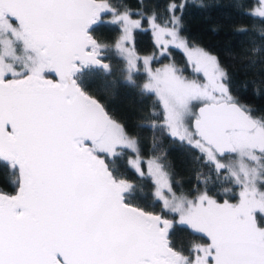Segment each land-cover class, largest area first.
Segmentation results:
<instances>
[{
  "label": "snow or ice",
  "instance_id": "6c2138e0",
  "mask_svg": "<svg viewBox=\"0 0 264 264\" xmlns=\"http://www.w3.org/2000/svg\"><path fill=\"white\" fill-rule=\"evenodd\" d=\"M185 7L172 0L166 15L133 19L111 0H0V162L16 188L0 191V264H264V115L240 103L215 55L181 34ZM105 13L120 29L113 44L93 35ZM249 15L264 21V0ZM143 20L158 55L127 46ZM172 49L185 68L153 67ZM109 53L125 62L128 83L146 77L141 93L163 109L151 128L199 151L204 190L177 191L160 157L146 173L138 138L86 91L88 75L111 74ZM126 155L151 179L159 212L133 203L137 185L117 163ZM217 182L225 194L238 187V202H220L208 188ZM177 224L206 242L177 248Z\"/></svg>",
  "mask_w": 264,
  "mask_h": 264
},
{
  "label": "trees",
  "instance_id": "16d2710c",
  "mask_svg": "<svg viewBox=\"0 0 264 264\" xmlns=\"http://www.w3.org/2000/svg\"><path fill=\"white\" fill-rule=\"evenodd\" d=\"M172 0H111L116 6L130 9L135 15L138 12L150 14L157 11L166 15L165 9ZM184 3L182 19V35L190 44L196 45L215 55L226 69L233 86V94L240 103L253 110L256 116L264 115V21L249 15L257 0H175ZM103 15V23L94 26L93 35L104 43L112 44L119 33V26L110 24ZM177 15H180L177 12ZM140 17V16H139ZM145 21V20H143ZM142 21V22H143ZM246 29L247 31H241ZM132 47L140 55L154 51L147 28L135 29L132 36ZM172 60L185 66L184 56L178 49L171 50ZM164 60V59H162ZM112 65L110 75L93 73L84 79L86 91L100 100L108 114L123 124L126 129L140 141L141 154L144 157H160L165 165L177 191L195 192L197 186L204 190V185L197 181L198 173H208L203 161H197L200 156L198 150L191 148L187 142L172 138L158 129L153 130L151 123H161L163 109L156 97L141 93V75L134 74L135 85L126 80V73L122 59L109 53ZM119 170L137 185L133 203L149 210L160 211L157 202L150 198L149 182L140 178L133 170L127 167L123 158L118 159ZM13 171L0 162V191L11 193L15 185ZM215 179V177H213ZM232 188L225 194L223 187L217 183H209L208 188L217 196L220 202L228 199L236 201L235 192L238 187ZM171 218V217H169ZM172 241L177 248L187 249L193 242L204 243L206 238L193 233L183 225L177 224L172 230Z\"/></svg>",
  "mask_w": 264,
  "mask_h": 264
},
{
  "label": "rangeland",
  "instance_id": "374dc122",
  "mask_svg": "<svg viewBox=\"0 0 264 264\" xmlns=\"http://www.w3.org/2000/svg\"><path fill=\"white\" fill-rule=\"evenodd\" d=\"M257 6H258V0H257V2L251 7V8H249V12H253L256 8H257ZM132 18L133 19H139L140 17L138 16V15H136V13H135V15L133 14V16H132ZM106 19H108V20H111V14H108L107 16H106ZM141 28H147L148 29V32H149V34H150V37H151V40H152V42L154 43V41H153V35H152V31H151V28H150V26H149V24H148V22H147V20H145V21H143L142 22V27ZM134 31V30H133ZM120 35V29H119V33H118V35H117V37ZM132 36H133V34H132ZM116 37V38H117ZM116 38H115V40H116ZM115 40L113 41V43L115 42ZM112 43V44H113ZM192 47H198V46H196V45H193V44H190ZM129 48H133L132 47V43H131V41L129 42V44L127 45ZM198 48H200V47H198ZM154 51H156L157 52V55H158V51L154 48ZM154 51H152V52H150V53H147V54H144V55H149V54H152ZM182 52V51H181ZM138 54V53H137ZM182 54H183V56H184V64H185V66L183 67V66H180V65H178V64H176L178 67H180V68H185L186 66H187V58H186V56H185V54L182 52ZM140 55V54H139ZM144 55H140L141 57L142 56H144ZM169 59H171L172 60V58L170 57V58H165L164 60H160L159 62H157V63H154L153 64V67H160L162 64H164V63H168L169 62ZM122 62H123V66H124V68H125V62L122 60ZM141 67H142V62H141ZM136 74H140L141 75V87H142V85H143V83L145 82V79H146V77L144 76V74H143V72L141 71V72H139V73H136ZM186 75H191V70L190 69H188V71L185 73ZM194 111H195V109H194ZM191 120V119H190ZM190 120H189V124H190ZM178 139V138H177ZM128 155H132V154H128ZM127 158H128V156L126 155V156H124V159H125V161H126V163H127ZM142 158H143V160L145 161V163H144V165H143V167H144V171L147 173V163H146V161H148L149 159H151L152 157H144V156H142ZM162 163V162H161ZM163 164V163H162ZM133 170V169H132ZM166 170V169H165ZM133 172H135L134 170H133ZM147 180H148V182L150 183L149 184V191H150V198L154 201V202H157V201H155L154 200V198H153V196H152V192H153V185H152V181H151V179L150 178H146ZM239 191H240V189L238 188L237 190H236V192H235V197H236V201L234 202V203H237L238 202V200H239ZM158 203V202H157ZM158 205H159V207H160V204L158 203ZM176 219L178 220V217H176ZM258 220H264V215H261V214H258Z\"/></svg>",
  "mask_w": 264,
  "mask_h": 264
},
{
  "label": "water",
  "instance_id": "95a60500",
  "mask_svg": "<svg viewBox=\"0 0 264 264\" xmlns=\"http://www.w3.org/2000/svg\"><path fill=\"white\" fill-rule=\"evenodd\" d=\"M98 2H102V0H98ZM93 96V95H92ZM94 97V96H93ZM192 123V121L190 120V124ZM15 191H16V188H15V190L13 191V192H11L12 194H14L15 193Z\"/></svg>",
  "mask_w": 264,
  "mask_h": 264
}]
</instances>
